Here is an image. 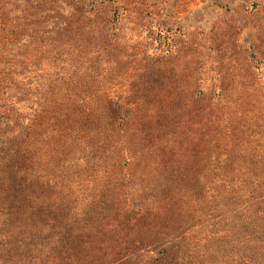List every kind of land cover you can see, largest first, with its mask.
Instances as JSON below:
<instances>
[{
	"label": "trees",
	"instance_id": "obj_1",
	"mask_svg": "<svg viewBox=\"0 0 264 264\" xmlns=\"http://www.w3.org/2000/svg\"><path fill=\"white\" fill-rule=\"evenodd\" d=\"M123 1L0 0V264H264V55L170 98L187 46Z\"/></svg>",
	"mask_w": 264,
	"mask_h": 264
},
{
	"label": "rangeland",
	"instance_id": "obj_2",
	"mask_svg": "<svg viewBox=\"0 0 264 264\" xmlns=\"http://www.w3.org/2000/svg\"><path fill=\"white\" fill-rule=\"evenodd\" d=\"M115 5L136 11L137 15L142 13L140 20L135 19L137 15H134L122 23L121 37L125 39L124 42H133V48L137 45L138 51L148 54L152 51L144 46L146 28L154 32L162 31L168 37L169 45L170 36H173L177 46H187L185 50L169 47L170 52L173 50L170 53V67L166 68L171 73L170 98L176 95L175 88L184 94L189 86L215 88L222 85L224 76H228L226 86L234 88L236 80L240 78L236 71L246 73L251 61L256 60H252L254 54L264 55V0H127ZM3 28L0 22V37L5 34L8 38H16L15 25L8 22ZM132 28L135 30L131 31ZM129 38L134 41H126ZM191 44L196 48L195 54L203 55L201 67L197 69L200 82L195 84L185 77L194 54ZM208 56L214 57L215 61L206 62ZM178 71H181L180 79L175 76L177 81L174 83L173 72ZM135 72L128 68L125 74L117 78L108 88L109 98H126Z\"/></svg>",
	"mask_w": 264,
	"mask_h": 264
}]
</instances>
